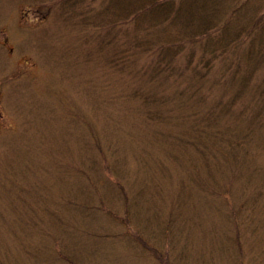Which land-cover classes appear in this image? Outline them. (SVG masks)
<instances>
[{"label": "rangeland", "instance_id": "rangeland-1", "mask_svg": "<svg viewBox=\"0 0 264 264\" xmlns=\"http://www.w3.org/2000/svg\"><path fill=\"white\" fill-rule=\"evenodd\" d=\"M172 1L179 16L153 29L156 44L182 36L188 48L207 29L214 46L254 36L251 57L264 58V0ZM83 35L45 17L42 0H0V264H161L136 237L171 264H264V146L249 131L264 135L259 112L234 116L252 151L241 167L212 155L218 134L209 151L178 150L172 135L203 103L173 84L164 105L161 91L128 99L141 88L133 69L150 74L152 58L139 48L124 69L123 44ZM257 101L264 93L247 105Z\"/></svg>", "mask_w": 264, "mask_h": 264}, {"label": "trees", "instance_id": "trees-1", "mask_svg": "<svg viewBox=\"0 0 264 264\" xmlns=\"http://www.w3.org/2000/svg\"><path fill=\"white\" fill-rule=\"evenodd\" d=\"M42 1L45 7V17L50 13L57 14L60 16L62 26L73 25L76 31L80 30L84 34L82 40L87 43H92L93 36L99 32L107 37V42L114 41L119 45L123 44L125 49H121V46H114L116 48L114 55L118 54L121 56V61L124 60L121 68L129 69L128 66H130L133 69L130 62L136 60L132 58V54L140 50L148 58H152L151 69L153 71L150 74L144 65L133 69L137 78H142L141 88L139 90L135 88L130 91L131 93H126L128 99L143 94V91L146 93L161 91L157 98L161 100L160 104H163L161 95L165 92L167 84H173L175 88H178L176 91L188 94V101H194L195 104H197L196 101L203 103V109L198 105L197 108L200 110L196 109L192 113L189 120L191 127L188 131L186 130L184 136L172 135L178 150L191 145L201 153L209 151L203 148L206 145H204L205 141L211 135H220L218 142L215 141L212 147L214 149L212 155L217 157L218 163L223 161V163L232 164L238 168L244 162L242 153L251 158L252 151L248 146L246 147L244 137L240 136L242 129L233 124L235 117L247 116L249 118L250 113L254 111L259 112L260 116L258 121L251 119L252 123H256L255 125L264 123V105L260 108H253L258 101L247 105L251 99L264 93V58L251 57L256 55L253 47L260 43L256 39L258 43L254 42V36L244 46H239L237 41L232 43L234 39L231 38V41L221 46H214L212 42L214 36L206 29L199 33L196 44L192 43L188 48L187 44L191 40L189 38L185 40L182 36H179L176 42L175 40L170 42L169 35H163L164 40L156 44L155 41L158 40L151 38L153 29H159L163 34L165 33L163 28L166 27L167 20L179 16L176 12L179 5H182L180 1L177 4L172 0ZM193 8L190 7L188 11L191 16L198 13L192 12ZM59 29L61 30L60 26ZM240 47L246 48L242 50ZM87 51L89 53V50ZM179 56H182L181 59L184 57L183 62L178 60ZM218 91L220 93L214 101L212 98L218 94ZM118 95L116 93V96ZM149 101H152V98H149ZM232 104H236V107L241 109L240 115L234 114ZM216 115L219 121L216 120ZM224 121H227V124H224ZM249 131L251 135L254 134L253 137H256L255 140L260 146H264V135L254 133V128L249 127ZM225 134L227 138L224 140L222 136ZM165 141L169 142L168 139ZM215 161L212 162L215 163ZM211 165H213L211 162L206 163L208 170L212 168ZM136 238L161 264H171L168 257L162 254L156 246L147 244L140 237ZM238 242L240 243V239Z\"/></svg>", "mask_w": 264, "mask_h": 264}]
</instances>
